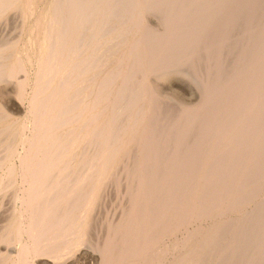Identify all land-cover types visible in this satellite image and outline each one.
<instances>
[{"label":"bare ground","instance_id":"obj_1","mask_svg":"<svg viewBox=\"0 0 264 264\" xmlns=\"http://www.w3.org/2000/svg\"><path fill=\"white\" fill-rule=\"evenodd\" d=\"M110 190L99 264H264V0H0V264Z\"/></svg>","mask_w":264,"mask_h":264},{"label":"rangeland","instance_id":"obj_2","mask_svg":"<svg viewBox=\"0 0 264 264\" xmlns=\"http://www.w3.org/2000/svg\"><path fill=\"white\" fill-rule=\"evenodd\" d=\"M109 199V200H108ZM108 199L106 200V203L104 204V206L100 209V210H98L97 211V215H96V222L98 223V225H97V228H99L100 227V224L102 223V221L104 222L105 220H104V213L105 212H109V214L108 215H110V216H112V212H113V210H114V207H113V205L115 204V193H114V191H112V190H110L109 192H108ZM109 204V205H108ZM108 205V206H107ZM106 207V208H105ZM104 208V209H103ZM102 210V211H101ZM99 213H101V214H99ZM99 230H101V231H99ZM99 230L97 231V230H93V231H95V232H91L90 234H89V238H87V239H89L88 240V243H86L85 245H87L86 247H85V245L82 247V248H80V251H78V256H80V254H84V253H86V255L85 256H83L82 258L83 259H81V261L79 262V263H76L75 261H76V257H78V256H76L75 258H72V259H70L69 260V262L67 263V264H99V259H100V257H99V255L98 254H96L95 252H93L92 251V249H90L89 247H91V245H92V243L94 244L95 243V241H98V240H96L97 239V235L96 234H100V235H98L100 238L101 237H103V234H105V229H101V228H99ZM95 235V236H94ZM92 236L94 237V238H92ZM96 237V238H95ZM92 239H93V241H92ZM90 242V243H89ZM85 247V248H84ZM3 250H4V252L6 251L7 252V250H9V249H7L5 246L3 247ZM11 250V249H10ZM14 251H15V249H13ZM13 250H11V251H13ZM42 263H44V261L42 260H40L39 261V264H42Z\"/></svg>","mask_w":264,"mask_h":264}]
</instances>
